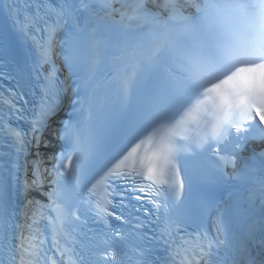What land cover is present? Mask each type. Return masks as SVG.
Wrapping results in <instances>:
<instances>
[{
    "label": "snow or ice",
    "instance_id": "snow-or-ice-1",
    "mask_svg": "<svg viewBox=\"0 0 264 264\" xmlns=\"http://www.w3.org/2000/svg\"><path fill=\"white\" fill-rule=\"evenodd\" d=\"M3 7L0 64L19 65V42L32 53L29 81L41 83L28 116L30 90L20 80L0 93V148L13 149L0 152L9 157L7 167L0 163V264H124L125 232L113 221L129 223L123 209L132 200L165 209L159 234L138 236L168 246L160 264H264V148L247 147L264 141V0H5ZM69 91L72 115L81 118L62 122V147L49 167L39 149L48 147L43 136ZM21 159L25 222L13 243L3 192L18 179ZM82 208L109 229L96 251L61 244L66 226L86 223ZM135 211L147 219L151 210ZM137 220V229L146 226ZM152 251L134 250V264H154Z\"/></svg>",
    "mask_w": 264,
    "mask_h": 264
}]
</instances>
